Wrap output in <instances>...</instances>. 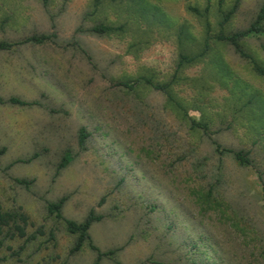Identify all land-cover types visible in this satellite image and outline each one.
I'll return each mask as SVG.
<instances>
[{
  "label": "rangeland",
  "instance_id": "374dc122",
  "mask_svg": "<svg viewBox=\"0 0 264 264\" xmlns=\"http://www.w3.org/2000/svg\"><path fill=\"white\" fill-rule=\"evenodd\" d=\"M97 1L0 0V43L55 36L0 52V98L39 104H0V208L28 218L25 238L9 235L15 223L0 235V264H94L89 243L72 254L77 236L48 213L64 197L66 219L102 216L92 242L117 253L101 264H264V80L216 39L221 0L209 13L207 0ZM222 1L228 12L237 0ZM263 3L240 0L225 34L248 29ZM207 20L208 51L178 69L181 55L204 52ZM102 24L124 29L90 31ZM239 45L264 68L263 34ZM175 75L172 99L118 86ZM214 142L252 164L220 156ZM67 152L75 159L57 173Z\"/></svg>",
  "mask_w": 264,
  "mask_h": 264
},
{
  "label": "trees",
  "instance_id": "16d2710c",
  "mask_svg": "<svg viewBox=\"0 0 264 264\" xmlns=\"http://www.w3.org/2000/svg\"><path fill=\"white\" fill-rule=\"evenodd\" d=\"M99 1L100 0L97 1L96 7H98ZM109 1L115 2L117 0H109ZM239 2H240V0H237L235 5L232 7V9L230 11L226 12L222 9L223 1L222 0L220 1L219 14L221 16V22H220L219 26H220L221 30H220V33L218 34V36L216 37V39L218 41H221V42L229 43L231 46H233L235 48V50L239 53V55L241 57L251 60L252 64L254 65V71L256 72V74L258 76H260L264 80V68L261 67L249 54H246L239 45L241 40L246 38V37H249L251 35H262V34L264 35V3L262 5L255 21L251 24V26L248 29L236 32L234 34L227 35L224 32V28L229 23L232 16L238 10ZM211 3H212V0H207V7H206L207 13H209V11L211 9ZM43 4L45 7H47L49 4V0H43ZM191 11L193 13H195L196 15L201 16V12H199L197 9H191ZM206 27H207V32H206L207 35H206V40H205L204 52H202V54H200L198 56H193V57L181 55L180 56V62L178 65V69H180L184 63H188V64L193 63L197 59H199L200 57H202L203 55L206 54V52L209 49V43L211 40V37H210L211 24H210L209 20H207V22H206ZM123 29H124V26L114 27V26H107V25L102 24V25L93 27L90 31L95 33V34L102 36V35L110 34L113 32H118V31L121 32V31H123ZM53 37H55V36L35 35V37L32 36L30 38H27L24 41H21V42H16V43L3 42V43H0V52L10 51L14 47L24 45V44L42 45V44H45L48 41H50ZM175 80H176V75L173 77L172 81L169 84L160 86V85L154 84L152 79L138 78L134 82H122L121 81V83H119L118 86L119 87L122 86V88H125L127 90H134L140 84L144 83L146 85L152 86L153 88H155L158 91L164 92L165 94L168 95V97L170 99H172V97L169 94V89ZM0 104L1 105L20 106V107H30V106L39 105L36 102L31 103V102L23 101L17 97H12L8 100L0 98ZM192 128L193 129H199L206 136H208V137L210 136L209 127L206 124H199V123H196L193 121L192 122ZM88 137H89V135L86 133V131L84 129H81L80 136H79V141H80L81 147H83L85 145V142L88 139ZM214 144L216 146V151L220 156H224L226 154H231L242 165L250 166L252 164V161L249 158V153L223 148L217 142H214ZM6 152H7L6 148L0 147V157L4 156L6 154ZM36 157H38V154H35L33 159H35ZM74 159H75V157L73 156V154L71 152H67L65 154V156L62 158V160L58 166L57 173L66 169L70 164H72ZM32 160H30V161H32ZM16 181H17V183H19L21 185H25L27 187H29L30 184L32 183V182H29L26 180H16ZM66 201H67V198L64 197L57 202L49 203L48 204V213L50 215H55L58 219L64 220L66 223V226H67V231L70 234L77 236V241L75 243L74 248L72 249V252H73L72 254L79 253L83 249L85 244L89 243V246L91 247V249L94 250L96 253H98L96 261L94 262V264H101L102 260L105 258L112 259L114 257V254L117 253V251L111 250L108 252H101L93 244L92 238L90 235V230H91L92 226L94 225V223L100 222L102 220V216H97V215H95V212L92 211L89 213V215L86 217V219L82 223H77L75 221L66 219L62 213V209H63ZM103 201H102V203H103ZM11 220H13V221L11 222ZM11 223H15V228H14L15 232L9 233L10 236H12V237L19 236L20 238H25L27 236L26 227H28V218L23 214L13 215L12 213H9V212H3L2 209L0 208V235L3 234V232L5 231V228H11V226H10ZM19 223H21V224H19ZM115 264H121V263L116 261Z\"/></svg>",
  "mask_w": 264,
  "mask_h": 264
}]
</instances>
